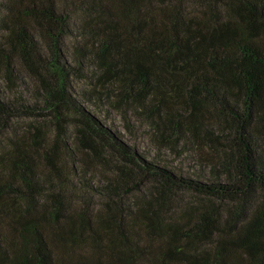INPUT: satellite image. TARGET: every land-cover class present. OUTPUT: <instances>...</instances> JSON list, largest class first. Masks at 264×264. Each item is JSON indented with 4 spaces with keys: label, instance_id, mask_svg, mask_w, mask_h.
Listing matches in <instances>:
<instances>
[{
    "label": "trees",
    "instance_id": "1",
    "mask_svg": "<svg viewBox=\"0 0 264 264\" xmlns=\"http://www.w3.org/2000/svg\"><path fill=\"white\" fill-rule=\"evenodd\" d=\"M0 264H264V0H0Z\"/></svg>",
    "mask_w": 264,
    "mask_h": 264
},
{
    "label": "rangeland",
    "instance_id": "2",
    "mask_svg": "<svg viewBox=\"0 0 264 264\" xmlns=\"http://www.w3.org/2000/svg\"><path fill=\"white\" fill-rule=\"evenodd\" d=\"M75 88H87L86 83L84 81H78L75 83ZM89 111L95 113L97 116L101 115L100 112L94 111L93 108H90ZM107 119L105 121L109 127L116 131L122 139L124 138L127 143L146 153L149 161H151L154 156L155 158H158L162 164L165 163L174 170L191 176H196V173H199L201 170L199 169L200 166L197 158L192 154L193 150H191V148L179 145L172 151L168 148L157 155L155 150L149 146L151 133L146 126H143L142 124L140 125L135 120H131V123L129 124L131 129L129 131L124 120L118 115H112ZM203 173H207V171H204ZM94 203L96 204L98 201L95 200Z\"/></svg>",
    "mask_w": 264,
    "mask_h": 264
}]
</instances>
